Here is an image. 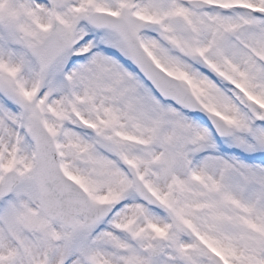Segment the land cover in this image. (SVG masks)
Wrapping results in <instances>:
<instances>
[{"label":"snow or ice","instance_id":"6c2138e0","mask_svg":"<svg viewBox=\"0 0 264 264\" xmlns=\"http://www.w3.org/2000/svg\"><path fill=\"white\" fill-rule=\"evenodd\" d=\"M0 264H264V0H0Z\"/></svg>","mask_w":264,"mask_h":264}]
</instances>
